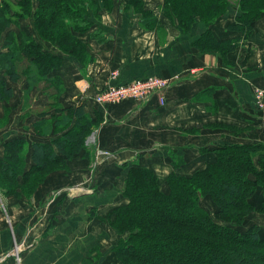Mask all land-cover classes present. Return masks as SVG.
Returning a JSON list of instances; mask_svg holds the SVG:
<instances>
[{"label":"crops","instance_id":"obj_1","mask_svg":"<svg viewBox=\"0 0 264 264\" xmlns=\"http://www.w3.org/2000/svg\"><path fill=\"white\" fill-rule=\"evenodd\" d=\"M142 3L155 26L149 20L145 25L127 0H112L111 10H89L93 27L76 34L88 55L83 62L18 26L17 31L32 36L44 52L61 57L47 76L60 82L58 107L82 105L94 126L84 142L86 149L67 161L66 172L48 176L30 199H6L9 218L0 202V264H85L93 249L101 248L102 253L105 244L116 239L114 230L94 229L102 224L88 214L102 217L122 204L124 180L132 165L150 169L164 182L172 172L188 176L214 162L221 147L264 146V112L256 107L253 95V89L264 83V12L246 36L227 27L238 13L233 8L213 23L210 29L217 39L235 41L223 55L191 47L206 30L204 23L196 21L183 31L162 15V1ZM115 72L117 78L112 79ZM151 76L169 79L163 102L158 95L109 105L93 99L111 84ZM25 79L12 83L1 75L12 88L9 101L18 92L28 103L35 93L37 108L40 101L48 105V97L35 87L29 89ZM6 103L0 101V117H8L0 129V158L5 141L24 139L27 170L33 164L32 143H48L61 133L53 135L52 124L49 135L34 133L32 125H42L41 110L30 112L22 109L23 104L16 112L22 116L18 121L6 115L10 107Z\"/></svg>","mask_w":264,"mask_h":264},{"label":"trees","instance_id":"obj_2","mask_svg":"<svg viewBox=\"0 0 264 264\" xmlns=\"http://www.w3.org/2000/svg\"><path fill=\"white\" fill-rule=\"evenodd\" d=\"M29 2L23 0L20 5L24 7L20 6L14 17L8 15L10 8L6 12L1 10L0 35L13 22L30 14ZM131 2L136 7L131 3L128 6H134L142 14L145 25L148 20L151 27L156 25L140 1ZM37 3L36 8L33 6V20L39 36L56 44L61 52L85 61L88 56L85 44L76 34L93 27L85 16L89 10L109 9L112 0ZM232 6L239 12L227 27L246 36L252 22L264 12V0H166L162 15L175 21L183 31L190 30L196 21L204 23L206 30L191 47L199 52L217 51L225 55L234 47V39H217L210 26ZM2 46L5 52L0 53V77L6 76L12 83L26 78L29 89L40 81L54 83L58 89V80L47 76L60 64L61 57L44 52L24 32H9ZM20 60H24L25 69L16 64ZM5 83L0 78V101L12 97V88ZM62 112L66 116L56 121L61 131L55 126L52 132L61 135L48 143H32L33 164L29 169H25L26 141L16 138L4 142L0 187L3 180L11 182L4 195L18 196L17 189L26 185L34 189L50 167L64 168L68 160L86 149L84 142L94 122L82 105L65 107ZM263 151L262 145L224 146L216 150L213 163L188 176L172 172L163 184L150 169L132 165L125 178L126 204L106 214L110 226L120 234L113 249L114 264H264L263 230L244 222L251 212L264 214ZM84 155L90 156L86 151ZM204 199L213 202L217 211L211 214L203 205Z\"/></svg>","mask_w":264,"mask_h":264},{"label":"rangeland","instance_id":"obj_3","mask_svg":"<svg viewBox=\"0 0 264 264\" xmlns=\"http://www.w3.org/2000/svg\"><path fill=\"white\" fill-rule=\"evenodd\" d=\"M127 1H128V3H131V5L132 4L134 5V3L131 2V0H127ZM138 1H140V0H138ZM160 1L163 2L162 3L163 5L161 6V12H162V9L164 7V4H165V1L166 0H160ZM37 2L40 3V0H30V2H29L30 3L29 4L30 5V14L29 15L27 14L28 16L25 15L24 17H22V18H25L27 16L28 18L26 20H20L22 18H19V20L16 23L13 22V24L9 28H7L0 35V53H4L5 52V50H4L3 46H2L3 45L2 41L6 38L7 34L9 33L10 28H11V30L13 29L12 32L18 33L19 32V31H17L18 30V26H21L24 30H26L27 32L31 33V35H33V37L36 36V33L39 36V34H38L39 30H36L35 29V27H34V20H33V13H34L33 6H34V8H36L38 6V3ZM22 3H23V0L22 1L21 0H0V14H1V10H3L4 12H6L7 9L10 8V10H9L10 12H8V15L14 17V16H16L15 12L16 11H20V6H21V8L24 7V5H20ZM16 4H17V7H16ZM233 4H234V2H233ZM235 4H236V2H235ZM134 6H131V7L136 12H138V10L135 9L136 6L135 7ZM140 6L141 7L143 6L142 0H141V3H140ZM232 8L235 9L236 12H239L236 6H232ZM28 9H29V6H28ZM110 10H111V8H110ZM85 16H88V14H86ZM15 19H18V18L16 17ZM212 25L213 24H211V26ZM175 26H178V24L176 23ZM15 31H17V32H15ZM40 34H43V33H40ZM44 35H46V33ZM44 35H42V36L44 37ZM39 38L42 39V40H44L45 42L51 43L54 47H57L59 49V47L56 44L50 42L48 39H46V38L43 39L40 36H39ZM1 43H2V45H1ZM24 63H25L24 60H20V61H17L16 64L18 65L19 68L25 69V64ZM23 79H25V78H23ZM53 84L54 83H51V82L49 83V82L40 81V82H38L37 86H35L37 93L39 92V94L41 93L42 95L48 97V103H49L48 105H46L45 103L42 104V102L40 101L41 106L37 108L36 105L39 104V101H38V96H35V93H32L33 94V98H32L31 101H29L28 103L27 102L26 103H23L22 99L19 97V94L17 92L16 95H15V97L12 100L9 101V99H6V101H7L6 105L10 106L9 107V111H8V113L6 115H8L10 113L11 119L12 118H15V120L17 119L18 121H20V119L22 118V116L18 115L16 112L18 110H20V107L24 104L22 109H25L27 107V110L29 109L30 112H37V111L39 112L41 110L40 115H42L41 116L42 125L41 126H37L36 125V122H35L32 125V127H34V129H35L34 130V133H37L40 136H47V135H49L50 133L49 132L47 133V129L51 126V124L53 126H56V129H58V132H59L60 129L57 128L56 121L58 119L64 118L66 116V114L64 112H62V110H63L62 106H59L58 107L57 98H55L56 94H61L62 93L60 91V82L56 83V85L59 86L58 89L55 88L54 87L55 84L54 85ZM20 85H23V84L20 83ZM24 85H25V83H24ZM51 96H53V98ZM31 102L34 105L32 108L29 107V106H32V103ZM1 104H3V103H1ZM44 105H45V107H44ZM7 118L8 117H5V116L3 118L0 117V129H1L2 125H4V123L7 120ZM32 120H33V118L30 117V122ZM40 127H41V129H40ZM40 131H41V133H40ZM209 164H211V163H209ZM66 170H67L66 167H64V168H58L56 166L50 167L46 171L45 176L43 178L41 177V179H40L41 182H39L34 187V189H33V186L31 188H29V187H27V185L25 187L23 186L20 189H17V191H19L18 192V196L4 195V191L7 190V189H9V187L11 186V182H9V181L3 182L4 181L3 180L2 181V185L3 186L0 187V195H3V199H1L0 202L2 204H5L6 205L7 204V200H6L7 198L8 199L10 198L12 200L18 201L20 199V197H23V196L25 198H27V199H30L32 197V195L36 192V190L38 189V187L47 179L48 176H50L51 174L56 173V172H64V171L66 172ZM157 179H158V177H157ZM165 181L166 180H164V182ZM158 182L160 184H163L164 183V182H161L159 179H158ZM28 184H29V180H28ZM124 189H125V180H124V185H123V191H124ZM123 191H122V198H123L122 199V204H126L127 198L123 195ZM59 193L61 194V192H58V194ZM52 197H54V199H55V197H57V193L54 194ZM0 198H1V196H0ZM203 205H204V207L211 214L215 210L217 211L215 204L213 202L209 201L208 199H204L203 200ZM3 207H5V210H6V212L2 211L3 215L4 216L5 215L8 216L9 215L8 213H10L9 211H7L8 210L7 209L8 206L6 205V206H3ZM3 207H1V208H3ZM117 207L118 206H115L113 209H115ZM113 209H111V210H113ZM111 210H109L108 212H110ZM108 212H107V214H108ZM88 215L90 217L89 219H92V220L93 219H98L100 221V224H102L100 226L94 225V227H93L94 229H98L99 228V229H104L105 230V228H107L109 230L111 229L112 231L114 230V228H112L110 226L109 222L106 220V215L105 216H102V217L96 216L93 213L92 214L90 213ZM7 218H9V216ZM247 221L249 223H254V224H256V225H258V226H260L261 228L264 229V214L251 212V213L248 214V216H246L244 218V222H247ZM102 226H104V228ZM114 233H115V236L113 235L112 237H114L113 239H115V238L116 239L112 243L107 242L105 244V246H104V249H103V252L102 253H100L101 248H95V249H93L92 252L90 253V257L85 260V264H93V263L94 264H114L116 262V254H115V251H113V249H114V247L116 246V244L118 242V239L120 237V234L116 230H114ZM263 233H264V230H263ZM15 249H17V248H15Z\"/></svg>","mask_w":264,"mask_h":264},{"label":"built area","instance_id":"obj_4","mask_svg":"<svg viewBox=\"0 0 264 264\" xmlns=\"http://www.w3.org/2000/svg\"><path fill=\"white\" fill-rule=\"evenodd\" d=\"M111 78L116 79L117 72ZM169 84L170 82L167 78L151 76L144 79H136L128 83L111 84L97 93L93 99L99 105H109L128 98L145 101L153 95H158L160 96V101L163 102V92ZM253 95L256 107L264 112V83L253 89Z\"/></svg>","mask_w":264,"mask_h":264}]
</instances>
